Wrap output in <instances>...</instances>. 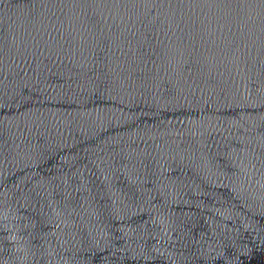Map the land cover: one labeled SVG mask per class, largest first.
Returning a JSON list of instances; mask_svg holds the SVG:
<instances>
[{
  "label": "water",
  "instance_id": "95a60500",
  "mask_svg": "<svg viewBox=\"0 0 264 264\" xmlns=\"http://www.w3.org/2000/svg\"><path fill=\"white\" fill-rule=\"evenodd\" d=\"M0 264H264V0H0Z\"/></svg>",
  "mask_w": 264,
  "mask_h": 264
}]
</instances>
